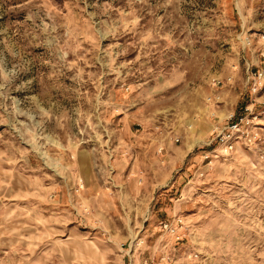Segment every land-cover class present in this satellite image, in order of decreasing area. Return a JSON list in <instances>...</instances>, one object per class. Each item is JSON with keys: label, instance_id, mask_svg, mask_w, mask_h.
Here are the masks:
<instances>
[{"label": "rangeland", "instance_id": "obj_1", "mask_svg": "<svg viewBox=\"0 0 264 264\" xmlns=\"http://www.w3.org/2000/svg\"><path fill=\"white\" fill-rule=\"evenodd\" d=\"M0 264H264V0H0Z\"/></svg>", "mask_w": 264, "mask_h": 264}, {"label": "built area", "instance_id": "obj_2", "mask_svg": "<svg viewBox=\"0 0 264 264\" xmlns=\"http://www.w3.org/2000/svg\"><path fill=\"white\" fill-rule=\"evenodd\" d=\"M236 126H237V123L236 122H232L231 128H236ZM220 140L222 141L223 144H225L226 147L230 146V144H231L230 143V141H231L230 138L229 139H227V138H225V139L220 138Z\"/></svg>", "mask_w": 264, "mask_h": 264}]
</instances>
